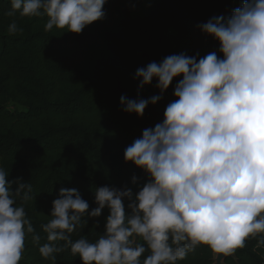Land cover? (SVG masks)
Segmentation results:
<instances>
[{"label": "clouds", "instance_id": "1", "mask_svg": "<svg viewBox=\"0 0 264 264\" xmlns=\"http://www.w3.org/2000/svg\"><path fill=\"white\" fill-rule=\"evenodd\" d=\"M106 0H10L7 16H46V32L79 34L105 16ZM197 27L218 42V52L165 57L138 68L137 91L154 79L159 95L120 97L122 111L142 117L176 77L163 120L145 128L124 150V161L141 169V186L95 188L97 205L75 188H60L51 219L36 233L25 206L34 200L31 185L7 179L0 167V264H19L26 241L41 258L57 264L69 248L81 264H178L206 246L213 261L255 241L264 249V0H243L229 16H214ZM23 30L13 20L9 35ZM16 184L15 191L12 185ZM127 201V206H125ZM127 207V210H126ZM107 208L103 233L94 242L72 234Z\"/></svg>", "mask_w": 264, "mask_h": 264}, {"label": "trees", "instance_id": "2", "mask_svg": "<svg viewBox=\"0 0 264 264\" xmlns=\"http://www.w3.org/2000/svg\"><path fill=\"white\" fill-rule=\"evenodd\" d=\"M243 0H106L103 19L81 33L53 29L46 32V16L9 17L10 0H0V167L7 179L31 185L34 200L25 206L41 244V225L51 219L52 201L60 188H75L91 211L95 188L140 185L146 174L124 161V150L145 128L162 122L164 109L175 97L176 77L155 105L142 117L122 111L120 97L148 99L159 95L154 79L138 93V68L165 57L185 53L197 59L219 44L198 24L214 16H229ZM13 20L23 31L9 35ZM17 185H12L15 191ZM125 201V206H127ZM127 210V207H126ZM108 209L88 219L72 234L94 242L103 233ZM249 241L236 259L224 264H264V249ZM57 264H81L69 248L56 254ZM206 246L198 247L178 264H212ZM19 264H49L30 241Z\"/></svg>", "mask_w": 264, "mask_h": 264}, {"label": "water", "instance_id": "3", "mask_svg": "<svg viewBox=\"0 0 264 264\" xmlns=\"http://www.w3.org/2000/svg\"><path fill=\"white\" fill-rule=\"evenodd\" d=\"M226 258H232V259H236V257H235V255L234 256H230V257H226ZM226 258H224V262H225V259ZM212 261H213V259H212ZM224 262H223V264H224ZM212 264H219V261H213V263Z\"/></svg>", "mask_w": 264, "mask_h": 264}]
</instances>
